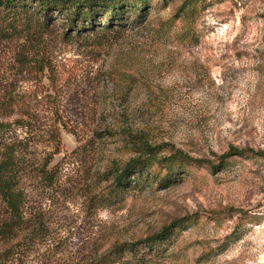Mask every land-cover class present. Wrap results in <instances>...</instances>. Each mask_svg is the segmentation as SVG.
Here are the masks:
<instances>
[{"label":"rangeland","instance_id":"1","mask_svg":"<svg viewBox=\"0 0 264 264\" xmlns=\"http://www.w3.org/2000/svg\"><path fill=\"white\" fill-rule=\"evenodd\" d=\"M187 1L147 0L138 21L82 36L57 11L44 24L0 6V104L24 113L7 141L26 191L0 264H106L132 243L119 264H264V0H201L194 35ZM121 127L160 158L174 146L220 166L161 161L119 188L109 173L135 155ZM231 146L247 150L221 164Z\"/></svg>","mask_w":264,"mask_h":264},{"label":"trees","instance_id":"2","mask_svg":"<svg viewBox=\"0 0 264 264\" xmlns=\"http://www.w3.org/2000/svg\"><path fill=\"white\" fill-rule=\"evenodd\" d=\"M200 2L201 0H188L180 9L183 19H188L189 33L192 35L196 31ZM0 6L2 9H10V12H25L41 17L44 24H48L49 19L57 11L62 16V22L67 27V32L74 31L75 36H82L95 30L96 26L99 27L98 30H109L116 25L131 22L130 20L138 21L146 13L147 0H0ZM133 13L135 15L132 18ZM100 16L102 23L98 20ZM130 88L131 86H127L128 90ZM17 106V100L13 96L7 97L0 104V148L2 150L0 157V200L5 209V217L0 223V241L5 242L20 236L25 225L26 191L21 174V162L16 153V146L13 142L7 141L8 128L12 122H22V117H17L13 121L8 119L15 114H24ZM118 133L122 134L125 147L132 149L135 153L128 161L116 164L109 173L112 174L119 188H128L133 178H139L145 172L151 171V168L161 161L167 162L170 170L172 169L171 166L177 162L181 164L208 163L214 169L220 166L205 159L192 157L174 146L170 147L171 153L168 157L160 158L163 145H152L146 133L144 134L140 129L121 127ZM58 136L57 143L59 144L61 143V135ZM245 150L247 149H237L231 146L227 153L220 156L221 164L228 157L244 154ZM49 167L50 162L44 163L42 175L51 179L53 169ZM181 222L182 220L175 221L172 225L150 237L147 240V246L153 248L158 241L166 240L173 233L172 228L177 227ZM127 246L125 249L121 246L117 247V255L111 256V254L106 264H119L127 251L132 252L134 250L135 244L132 243Z\"/></svg>","mask_w":264,"mask_h":264}]
</instances>
